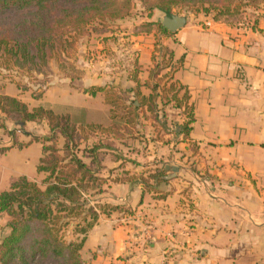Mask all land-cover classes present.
<instances>
[{"label": "crops", "instance_id": "0c3cea01", "mask_svg": "<svg viewBox=\"0 0 264 264\" xmlns=\"http://www.w3.org/2000/svg\"><path fill=\"white\" fill-rule=\"evenodd\" d=\"M144 16L119 21L126 22L128 31L119 32V41L111 44L116 57L104 58V45L101 60L77 67L78 78L59 75L35 97L0 77V94L30 108L69 113L79 124L105 127L110 106L102 93L88 90L114 89L130 100L135 92L148 97L145 83H153L149 72L158 55L155 48H165L174 63L182 59L172 77L188 92L193 113L189 136L182 139L177 129L167 127L163 132L160 121L143 107L134 126L106 133L115 145L82 143L90 150L80 154L82 160L106 179L96 200L127 212L100 214L81 257L85 264H264V2L217 22L202 13ZM164 16L180 17L184 26L175 33L166 29L169 36L156 26L148 34L138 32L140 24ZM95 110H102L105 122L85 119ZM163 113L164 125L182 122L178 109L165 106ZM48 133L44 122H5L0 148L25 145L0 152V192L22 176L44 178L36 172L42 144L33 139ZM110 146H119L124 155ZM32 150L35 160L25 174L22 166ZM7 220L0 218V242L9 231Z\"/></svg>", "mask_w": 264, "mask_h": 264}, {"label": "trees", "instance_id": "16d2710c", "mask_svg": "<svg viewBox=\"0 0 264 264\" xmlns=\"http://www.w3.org/2000/svg\"><path fill=\"white\" fill-rule=\"evenodd\" d=\"M133 1L0 0V65L16 68L27 75L46 76L51 60L59 55L63 56L62 63L74 70L65 58L72 41L92 24L113 23L131 17ZM263 2L137 0L140 9L148 16L154 11L170 16L172 10L182 7L202 10V14L215 22L240 15L243 12L241 6L256 7ZM155 26L164 36L170 35L159 22H144L137 29L139 33L148 34ZM155 52L158 56L149 72L153 83H145L151 90L148 97L135 92L134 100H130L126 92L114 89L93 87L88 90L91 95L102 93L110 106V124L105 127L93 123L79 124L69 113H57L46 106L30 108L21 99L0 94V129L5 128L6 121L19 126L44 122L50 131L46 140L51 142L45 144V139H33L42 144L36 172L43 174L44 178L38 182L22 176L9 190L0 192V217L8 219L6 226L9 229L0 242V264H85L81 251L99 215L127 212L119 205L90 200L101 193L106 179L80 156L90 151L81 148L88 140L89 131L117 134L122 126H134L142 117L140 108L146 107L155 122L160 121L164 132L163 108L170 106L182 114V122L172 123L173 128L178 130L182 139L188 138L193 121L188 92L172 77L182 59L174 63L172 53L163 47H156ZM75 70L69 75L73 80L79 77L78 69ZM17 86L22 92L26 91L18 83ZM59 137L63 140L60 149L56 146ZM23 145L15 142L9 147H1L0 152ZM164 197L161 195L160 198Z\"/></svg>", "mask_w": 264, "mask_h": 264}, {"label": "rangeland", "instance_id": "374dc122", "mask_svg": "<svg viewBox=\"0 0 264 264\" xmlns=\"http://www.w3.org/2000/svg\"><path fill=\"white\" fill-rule=\"evenodd\" d=\"M133 4H134V7H133L131 19L135 18L136 20V18H139L141 20L142 17H145L144 12L140 9L139 4L137 3V0L133 1ZM249 8L250 6H241V11H245V9L249 10ZM189 13H194V14L199 13L200 14L203 12L202 10H198V9H190V8H182V7L172 10V14L187 15ZM124 24H126V22ZM124 24L123 22L118 21V22L106 23V24L95 23L89 26L82 35L77 36L74 39V41H72L71 49H69L67 53H65V58L67 59L68 63H71L76 69L79 65H81L82 62L90 61L93 59L95 61L96 59L97 61H99L101 59H98V57L101 56L102 51H104L102 50V47L104 45H105L104 46V49H105L104 58H107L109 56H114V55L116 57L115 52L111 49L112 48L111 44L117 43L119 41L118 40L119 32L128 31V28H124L125 27L123 26ZM129 31L130 32L133 31L132 28L131 30L129 29ZM115 33H117V36L114 35ZM122 37H125V36H122ZM99 45L101 46L99 47ZM62 59H63V56L58 55V56H55L51 60L50 65H49V72L46 76L36 75V74L27 75L25 73L18 71L16 68H11V67L7 68L3 65H0V77H6L14 81L15 83H18L19 85H21V87L26 89V91L31 90V94L34 93L37 95L38 93L39 95L41 93L40 91L47 87L46 84L50 83L51 80L59 77V75L65 74L69 76L75 73L76 70L75 69L71 70L67 64L64 65L62 63ZM117 59L118 61H120L121 57H118ZM107 63H111V62L108 61ZM97 106L101 107L99 105ZM85 119L86 120L88 119V121L95 120L97 122H105L106 116L103 114L102 110H98V111L95 110V111L88 112L87 117ZM173 124L171 123V121H167L165 127H167V129H171L173 128ZM161 129L163 130V128ZM22 131H26V130L24 129ZM88 133L89 134H87V137H88L89 145H92L93 143H97V142H104L105 145L107 146L115 145V143L113 144V142L106 136V133L102 131L98 130L95 133H91V131H89ZM38 137H40V139H45L44 141L45 144H49L50 141L48 142V140H46L50 137L49 133L44 136L39 135ZM62 145H63V140L61 137H59V140L56 141V146L58 149H60ZM34 147H37V146H34ZM110 147L117 153L124 155V150L120 148L119 146L118 147L110 146ZM33 151L34 150H32L31 155H29L31 157L30 161L29 162L27 161V164L25 166H22V169L24 170L25 174H28L30 172L31 164H33L35 160L34 158L35 153ZM103 153L107 154V152L106 153L103 152ZM90 200L91 201L96 200V197L92 196Z\"/></svg>", "mask_w": 264, "mask_h": 264}, {"label": "water", "instance_id": "95a60500", "mask_svg": "<svg viewBox=\"0 0 264 264\" xmlns=\"http://www.w3.org/2000/svg\"><path fill=\"white\" fill-rule=\"evenodd\" d=\"M160 24L167 29L171 33H175L178 31L181 27L184 26V20L180 17H167L164 16L159 20ZM167 170L171 171V173L175 174L177 173L178 169L173 166L166 167ZM174 176V175H173Z\"/></svg>", "mask_w": 264, "mask_h": 264}, {"label": "built area", "instance_id": "2783aa9c", "mask_svg": "<svg viewBox=\"0 0 264 264\" xmlns=\"http://www.w3.org/2000/svg\"><path fill=\"white\" fill-rule=\"evenodd\" d=\"M245 26H248V27H249V25H248V24H246ZM157 56H158V55H157ZM157 56H156V57H157ZM0 218H1V217H0Z\"/></svg>", "mask_w": 264, "mask_h": 264}]
</instances>
